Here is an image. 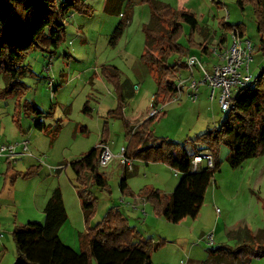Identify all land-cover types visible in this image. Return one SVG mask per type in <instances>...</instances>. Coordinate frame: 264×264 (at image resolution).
I'll use <instances>...</instances> for the list:
<instances>
[{
    "label": "rangeland",
    "instance_id": "374dc122",
    "mask_svg": "<svg viewBox=\"0 0 264 264\" xmlns=\"http://www.w3.org/2000/svg\"><path fill=\"white\" fill-rule=\"evenodd\" d=\"M156 1L173 10L183 7L192 12L201 29L192 34L189 25L181 23L177 41L182 53H172L168 58L169 64L184 61L187 53H195L207 62L216 63L217 58L210 50H221V37L229 43L230 31L225 23H240L243 36L252 44L251 77H257L264 68V54L251 2H246L240 9L236 0ZM80 2L89 10L70 11L63 17L64 30L56 49L32 47L23 52L20 59V81L23 85L18 90L6 93L8 83L0 74V122L6 127L9 124L6 134L15 132L12 118L22 117L25 132L22 135L29 140L30 149L35 154H44L50 166L62 168L55 173L43 164L39 175L41 181L36 186L37 178L31 181L20 179L16 186L18 203L25 196L23 189L27 182L28 191L35 187L38 193L58 187L67 212L60 234L76 250L80 249L79 234L97 227L110 209L118 207L144 240L151 239L149 254L152 264H187L191 258L205 260L209 248L225 246L234 249L245 239L246 232L258 240L262 239L264 166H257L256 171L245 163L231 168L227 161L230 149L224 143L218 147L219 171L214 172L205 192L200 219L190 227L188 223H172L154 215L150 204L141 206L137 199L146 188H152L163 196L172 192L179 177L174 176L164 162L135 159L133 172L128 175L123 192L119 187L123 167L117 158L105 167H97L105 178V188L93 183L92 174L87 169L82 171L78 180L70 163L96 147L101 140H105L111 152L117 155L121 147L128 146L126 124L138 126L145 122L152 138L177 142L187 152H193L204 144L197 142V138L217 126L223 117L217 102L210 103L206 90L201 86L196 101L191 102L187 97L190 91L184 90L179 100L164 104L160 113L149 120L150 100L157 91V85L152 73L141 62L140 55L145 47L143 27L149 22L152 12L150 0ZM120 22L123 24L121 34L110 41ZM201 42L203 47L200 51L197 44ZM112 68H116L119 82L126 81L132 91L131 95L124 96L121 114L117 115L111 113L118 107L117 90L111 81ZM178 74L183 78L187 76L183 68ZM195 77H198L196 70ZM84 105L89 108L87 112L83 111ZM33 106L42 110V122L48 127L46 133L32 126L30 108ZM257 157L263 158L264 155ZM27 159L26 162H36L33 158ZM15 165L21 166L20 163ZM75 187L86 189L94 198V209L87 219L83 216ZM28 221L42 223L43 217L34 212L23 223ZM9 224L10 220H6L0 226V251H3L0 264H13L16 258L15 245L7 228ZM228 227L234 229L231 234H226ZM210 232L214 235L211 246L204 240ZM90 264H96L93 258ZM207 264H236V261L218 260ZM249 264H264V257H254Z\"/></svg>",
    "mask_w": 264,
    "mask_h": 264
},
{
    "label": "trees",
    "instance_id": "16d2710c",
    "mask_svg": "<svg viewBox=\"0 0 264 264\" xmlns=\"http://www.w3.org/2000/svg\"><path fill=\"white\" fill-rule=\"evenodd\" d=\"M246 2H251L254 6L257 32L264 54V0H236L240 9ZM150 4L152 12L149 22L143 27L145 47L140 60L156 82L157 91L153 94V105L157 106L169 103L176 92L178 71L183 68L182 64L178 66L176 62L168 63L172 53H182V47L177 41V36L182 30L181 23L188 24L192 34L200 32L201 29L195 15L183 7L173 10L156 0H150ZM74 10L89 9L80 0H0V74L8 83L6 93H12L23 85L20 81V59L23 52L32 47L56 49L64 30L62 19ZM225 24L229 31L233 27L238 28L243 35L240 23ZM122 25L120 22L115 27L110 41L121 34ZM224 40L225 37H221V42ZM197 47H202L201 43L197 44ZM111 72V81L116 87L118 99L117 110L111 113L117 115L121 114L124 96L131 95L132 91L126 81L119 82L116 68H112ZM30 110L34 115L33 128L46 133L48 127L41 120L42 110L35 106ZM88 110V106L84 105L83 111ZM157 115H151L149 120ZM19 118L20 116L13 117L15 121ZM126 128L129 140L126 147L128 158L161 161L171 170L181 173L168 196L146 188L138 198L151 205L154 215L162 216L169 222L177 223L187 217L194 219L199 214L214 172L219 171L217 151L220 143L226 144L230 149L227 161L231 168H237L245 160L264 153V68L254 78L253 87L235 95V109L223 115L217 126L197 138V142H203L212 154L211 168L201 167L191 171L190 160L198 149L187 152L185 147L177 142L152 138L146 130L145 122L138 126L126 124ZM105 142L101 140L99 144H106ZM98 145L71 162L70 167L78 180L81 179L80 175L84 169L89 170L93 183L105 188V178L97 170L100 152ZM41 166L39 164L36 168L25 173H15L14 176L32 177ZM122 167L119 187L123 192L127 186L126 179L130 172H133V168L128 170ZM75 189L83 216L87 219L94 209V198L84 188ZM42 212V223L28 221L13 228L11 237L16 249L13 264H90L91 258L96 264H152L149 254L152 248L151 239L144 240L118 210L110 209L97 227L79 234V252L63 244L58 236L60 227L67 220V212L58 187L52 189ZM261 233H264V227ZM254 257H264V237L258 240L246 232L245 239L234 249L225 246L209 248L207 257L201 264L218 260H235L236 264H249Z\"/></svg>",
    "mask_w": 264,
    "mask_h": 264
},
{
    "label": "built area",
    "instance_id": "2783aa9c",
    "mask_svg": "<svg viewBox=\"0 0 264 264\" xmlns=\"http://www.w3.org/2000/svg\"><path fill=\"white\" fill-rule=\"evenodd\" d=\"M217 2V0H216ZM211 52L217 58V62L209 65L195 54L187 55L178 66L183 65L187 72L185 78L178 74L175 81L176 92L170 98V101L179 100L183 91H190L187 97L191 102L197 100L199 88L203 86L206 90L207 99L210 103L217 102L220 112L223 115L228 114L235 109V95L247 88L254 86V78L249 73V62L252 59V44L241 35L238 28H232L230 31L229 43L225 48L219 51L213 48ZM195 70L198 77H195ZM150 115L159 114L162 106L157 108L153 105V96L150 100ZM100 152L98 157L99 166H107L113 159H118L119 163L131 170L134 166V160L126 155V148L121 147L117 155H114L107 144H99ZM24 157L34 158L39 164H45L49 170L58 171L62 168L50 166L46 162L44 154L34 155L29 147L28 140L20 142L2 141L0 142V162L15 163ZM213 158L209 148L205 145L198 150L190 160V170L196 171L201 167L211 168ZM60 168V169H59ZM174 176L178 177L181 173L172 170ZM218 212L219 210L216 209ZM142 212H144L142 210ZM1 236V232H0ZM205 242L211 246L214 243L213 233L210 232L204 236Z\"/></svg>",
    "mask_w": 264,
    "mask_h": 264
},
{
    "label": "crops",
    "instance_id": "0c3cea01",
    "mask_svg": "<svg viewBox=\"0 0 264 264\" xmlns=\"http://www.w3.org/2000/svg\"><path fill=\"white\" fill-rule=\"evenodd\" d=\"M219 42H221V39L219 40ZM202 43L203 42H201V46H202ZM227 44L228 43H226V40L222 41L220 43V48H225L227 46ZM202 47L199 48L200 51H201ZM208 52L209 51L207 50L206 53H208ZM210 52H211V50H210ZM190 54H195V53H189L188 55H190ZM195 55H197V54H195ZM201 59L203 61H205L204 58L201 57ZM205 62L208 63L209 65L213 64V61L212 62L205 61ZM199 90H200V88H199ZM162 108H163V105H162ZM33 119H34V115H33ZM21 120H22V117H20L18 121H15L12 118L11 121L16 128L15 132L12 135L6 134V128L8 129L9 124L6 127L5 123L1 124V122H0V142H2V141L20 142V141L25 140V139L28 140L27 138H24L22 135L25 132L23 131ZM41 120H42V118H41ZM32 126H33V122H32ZM9 138L11 140H9ZM203 146H204V144H202L201 146H199L196 149L200 150ZM28 147H29V140H28ZM29 149H30V147H29ZM30 151L34 155H41L42 154V153L35 154L31 149H30ZM261 155H264V153ZM27 158H31V157H24L22 160H19L13 164L5 162V161L0 162V226L4 222H6V220L7 221L10 220V224L7 227L8 232L10 233V236H11L13 228L16 226L23 225L24 220L26 218H28L30 215H33L34 212L38 213V215L41 214V217H43V221H44V214L42 212V209H43L45 202L47 201L48 197L50 196L52 189L54 188L53 187L50 190L46 189V190L38 193L37 189H35V187H32V189L30 191H28L27 188L29 186H28V182H27L25 184V188L23 189V194L25 196H23V198L20 199V203H18V198H16L17 197L16 186H17V183L20 179L31 181L32 179L37 178L38 180H37V182H35V186L38 185L41 181V179H39V175L42 172V168H41L42 166L40 167L38 172L32 177L23 178L22 176H19V175L14 176L15 173H25L29 169H33V168H36L37 166H39V163L37 161L36 162L38 164H35L36 162L35 163L26 162L28 160ZM255 162H257V163L255 164ZM17 163H20L21 166H16L15 164H17ZM243 163H245V166H249V169H252V171H256L257 166H264V157L263 158L262 157H254V158L245 160V162H243ZM133 169H134V166H133ZM137 199L141 203V206H143V204H148L146 202H143L142 199H140V198H137ZM23 202H25V204H23ZM26 209H28V210L26 212H23ZM114 210H118L120 212V209L118 207H115ZM141 210H143V209H141ZM23 213H25V215H23ZM21 215H23V216H21ZM188 219H190V218H188V217L183 218L182 220L179 221V223L180 222L181 223L182 222L188 223L189 227H190L191 225L198 223V220L200 219V213L196 216V218H194L192 220H188ZM60 230H61V228L59 229L58 236H59L61 242L71 248L72 246L68 245L67 242L62 239V235L60 234V232H61ZM233 231H234V229L232 230V229H230V227H228V229H226V234H231ZM261 231H262V229H261ZM0 232H1V230H0ZM64 235H65V232H64ZM237 238H239V237H236V239ZM72 249L76 252H79V249L76 250L74 247H72ZM2 254H3V251L2 252L0 251V255H2ZM203 261L204 260H198V259H192L191 258V259H188V261L186 263L187 264H201Z\"/></svg>",
    "mask_w": 264,
    "mask_h": 264
}]
</instances>
